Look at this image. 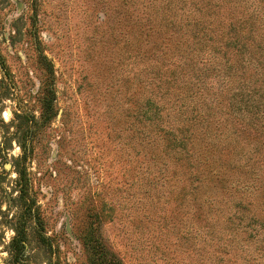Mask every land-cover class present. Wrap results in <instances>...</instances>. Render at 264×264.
Returning <instances> with one entry per match:
<instances>
[{
    "label": "rangeland",
    "instance_id": "374dc122",
    "mask_svg": "<svg viewBox=\"0 0 264 264\" xmlns=\"http://www.w3.org/2000/svg\"><path fill=\"white\" fill-rule=\"evenodd\" d=\"M204 2L0 0V264H91L95 242L121 264H264L260 243L214 237L215 210H201L152 158L163 145L133 144V74L151 63L142 54L133 68V22L151 8L176 29L203 13L205 27L220 28L209 14L221 7L232 20L257 0ZM259 54L232 83L221 55L207 77L226 97L258 90ZM186 62V79L199 74ZM254 127L236 140L264 152V128Z\"/></svg>",
    "mask_w": 264,
    "mask_h": 264
},
{
    "label": "trees",
    "instance_id": "16d2710c",
    "mask_svg": "<svg viewBox=\"0 0 264 264\" xmlns=\"http://www.w3.org/2000/svg\"><path fill=\"white\" fill-rule=\"evenodd\" d=\"M205 1L202 8L213 5ZM220 9L209 14L220 28L205 27L203 13L194 28L188 24L176 29L164 12L152 14L151 8L145 23L134 20L133 68L142 54L151 63L143 76L133 74V144L142 150L164 146L163 156L152 153V158H162L172 175L181 176L183 195L198 199L201 210H215L217 240L229 235L260 243L264 251V152L257 147L245 151L236 140L257 131V124L264 128V82L258 90L226 97L206 74L220 63L221 55L232 83L240 77L239 70L246 71L244 63L264 51V0H257L251 12L232 15V20L221 19ZM177 30L188 40L174 37ZM187 44V50L179 51ZM182 59L199 74L186 79ZM87 248L91 264H121L101 243Z\"/></svg>",
    "mask_w": 264,
    "mask_h": 264
}]
</instances>
